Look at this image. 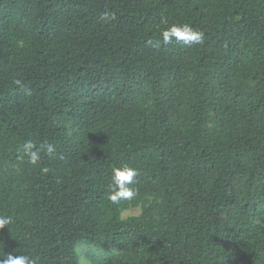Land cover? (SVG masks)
<instances>
[{
    "label": "trees",
    "instance_id": "trees-1",
    "mask_svg": "<svg viewBox=\"0 0 264 264\" xmlns=\"http://www.w3.org/2000/svg\"><path fill=\"white\" fill-rule=\"evenodd\" d=\"M0 215V259L264 264V0H0Z\"/></svg>",
    "mask_w": 264,
    "mask_h": 264
},
{
    "label": "clouds",
    "instance_id": "clouds-1",
    "mask_svg": "<svg viewBox=\"0 0 264 264\" xmlns=\"http://www.w3.org/2000/svg\"><path fill=\"white\" fill-rule=\"evenodd\" d=\"M166 23V22H165ZM161 36L164 44L177 43L186 46L193 44H202L204 42V33L194 29L189 24H172L161 31ZM151 43V41H149ZM17 83H19L17 81ZM33 144L31 141L22 145V151L28 156L29 162L33 165L40 160L38 151H33ZM48 153L54 151L52 145L45 146ZM43 172L47 173L48 169L43 168ZM138 176V171L128 165L115 166L110 173V194L109 200L113 204H119L121 201L132 200L136 195V190L133 185L136 183L135 178ZM12 223L10 216L0 215V230ZM0 264H38L36 258L28 255L14 256L9 253L6 258L0 259Z\"/></svg>",
    "mask_w": 264,
    "mask_h": 264
},
{
    "label": "rangeland",
    "instance_id": "rangeland-1",
    "mask_svg": "<svg viewBox=\"0 0 264 264\" xmlns=\"http://www.w3.org/2000/svg\"><path fill=\"white\" fill-rule=\"evenodd\" d=\"M140 208H130L126 210L123 217H131L140 213ZM77 254L80 264H101L110 254L109 251L89 245H80L77 247Z\"/></svg>",
    "mask_w": 264,
    "mask_h": 264
}]
</instances>
